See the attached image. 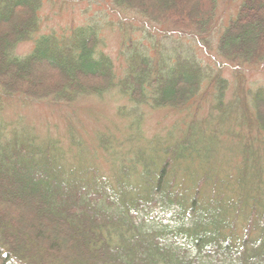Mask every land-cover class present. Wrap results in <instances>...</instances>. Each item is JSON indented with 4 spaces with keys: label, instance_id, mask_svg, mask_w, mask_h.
<instances>
[{
    "label": "trees",
    "instance_id": "1",
    "mask_svg": "<svg viewBox=\"0 0 264 264\" xmlns=\"http://www.w3.org/2000/svg\"><path fill=\"white\" fill-rule=\"evenodd\" d=\"M101 1L209 53L219 6L232 0ZM43 5L0 0V101L66 107L118 89L136 107L183 110L214 90L224 115L233 113L223 101L227 79L195 56L152 50V33L118 21L136 30L122 38L118 79L99 28L42 33ZM28 41L31 50L17 54ZM215 48L237 70L264 64V0H242ZM235 102L240 125H187L175 143L139 149L110 174L81 155L68 163L56 140L39 144L24 128L8 137L0 125V264H264V86Z\"/></svg>",
    "mask_w": 264,
    "mask_h": 264
},
{
    "label": "rangeland",
    "instance_id": "2",
    "mask_svg": "<svg viewBox=\"0 0 264 264\" xmlns=\"http://www.w3.org/2000/svg\"><path fill=\"white\" fill-rule=\"evenodd\" d=\"M242 0L223 1L218 9V26L212 35L213 51L206 52L193 38L172 32L165 27L150 24L134 14L124 15L115 12L111 5L101 0L94 3L77 2L63 5L56 1L44 0L41 11L40 32L62 31L72 25L92 23L100 29L104 37L102 49L110 55L115 64L117 78L125 75L126 64L119 54L122 38L135 29L120 27L118 21L140 27L154 36L148 37V46L158 51L167 46L169 52L181 53L182 56H195L204 67L218 71L227 79L224 104L232 103L233 113L224 115L225 107H219L214 90L200 105L175 110L167 107L152 108L147 104L136 107L127 96L118 89L111 90L104 96H82L73 104L58 107L45 102L28 101L20 97L0 101V125L5 128L6 136H11L13 129H26L39 137L37 143L49 140L58 141V147L68 163H81L79 155L87 165H96L106 174H110L121 163L128 164L135 159L139 149L146 150L162 144L171 145L181 139L187 125H240L238 120L237 98H247L248 89L264 86V64L237 70L216 55L215 47L219 30L235 16ZM137 36L146 37L143 32ZM162 37V39H161ZM154 41V43H153ZM153 44V47L152 45ZM31 41L21 43L17 54L26 55L32 48ZM172 53V52H171ZM244 87V91L239 86ZM206 86V85H205ZM226 116L221 118V116ZM228 128L224 130L226 132ZM256 132H254L255 136ZM223 139H230L227 135ZM160 146V147H161ZM108 148L107 150L105 148ZM81 153V154H79ZM264 154V148L263 152ZM227 158L232 155L226 154ZM240 162V159H238ZM228 170V169H225ZM233 170V172H235Z\"/></svg>",
    "mask_w": 264,
    "mask_h": 264
}]
</instances>
